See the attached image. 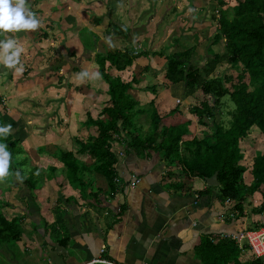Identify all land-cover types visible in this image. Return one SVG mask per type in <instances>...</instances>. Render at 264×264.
Returning <instances> with one entry per match:
<instances>
[{
	"label": "crops",
	"instance_id": "0c3cea01",
	"mask_svg": "<svg viewBox=\"0 0 264 264\" xmlns=\"http://www.w3.org/2000/svg\"><path fill=\"white\" fill-rule=\"evenodd\" d=\"M165 1L26 0L39 26L35 30L0 31V41L11 38L23 49L14 68L0 63V111L11 132L23 128L24 148L30 149L26 152L32 154L33 166L47 171L33 189L12 175L4 181L11 187L0 186L6 193L3 200L10 203L2 208L5 217L21 218L22 222L18 241L0 242V252L14 263L104 264L90 263L104 256L136 264H244L256 259L264 264V257H256L246 240L223 236L264 223V211H253L263 200L259 192L244 200V214L240 216L232 208L234 200L221 201L217 189H211L205 178H187L180 166L169 165L160 151L129 153L128 144L119 136L112 143L117 174L111 186L102 173L96 172L98 162L76 141V137L86 142L98 136V126L87 124V119H96L105 107L112 106L109 84L95 61L104 40L120 50L139 46L149 52L123 70L115 66L110 69L113 75L132 83L130 92L141 104L155 100L161 115L178 105L184 84L178 83L180 90L176 91V84L167 86L164 79L146 77L144 70L152 72L158 56L140 41L157 35L159 28L143 25L141 19L146 13L152 15L154 7ZM193 2L172 0L167 19L176 14L189 17L191 9L198 8ZM116 15L119 18L115 19ZM122 27L127 29L126 37L121 34ZM86 28L92 37L87 43L82 34ZM93 32L101 38H93ZM190 99L193 97H186ZM184 114L192 121L184 139L201 138L194 114ZM41 147L46 150L40 151ZM57 148L72 151L84 165L82 171L70 174L64 163L49 153ZM51 167L56 171L48 177ZM178 179L183 182L178 184ZM252 179L253 175H246L245 181L250 184ZM205 238L213 245H223L216 251L209 244L200 248ZM17 249L19 255L12 252ZM201 249L206 252L204 256Z\"/></svg>",
	"mask_w": 264,
	"mask_h": 264
},
{
	"label": "trees",
	"instance_id": "16d2710c",
	"mask_svg": "<svg viewBox=\"0 0 264 264\" xmlns=\"http://www.w3.org/2000/svg\"><path fill=\"white\" fill-rule=\"evenodd\" d=\"M236 1L229 9L224 8L225 0H215L218 27L212 40L203 49V55L197 54L198 43L181 44V50L172 53L163 50L152 53L165 60L164 83L167 86L183 83L184 97L191 96L199 101L190 111L197 116L201 125L211 130L203 132L201 138L194 136L184 139L190 132L192 121L181 111L179 104L161 115L155 100L141 104L130 92L132 83L110 73L112 66L123 70L135 59L148 55V51L132 47L96 51L95 61L99 65V73L109 84L112 106L105 107L96 119L91 116L87 119V124L98 126V136L90 137L86 142L76 137V141L81 150H88L98 162L96 172L102 173L111 186L117 174V156L112 150V143L121 138L128 144L129 153L133 151L132 154L140 155L149 149L162 152L168 164L180 166L187 178L193 175L207 178L218 171L219 185L209 187L217 189L221 201L234 200L232 208L238 210L240 216L244 214V200L255 192H259L263 200L253 211H264V151L255 156L251 168L253 179L247 184V166L242 164L244 153L240 145L249 136L253 126H257L264 135V0ZM122 31V36L126 37V27H122ZM215 45L222 46V51H216ZM224 62L239 71L238 82L232 83L231 88L226 85L232 81L231 76H211L218 65ZM152 89L155 91L154 87ZM226 95L234 102L233 109L222 108L223 104L227 105L223 101ZM216 110L220 114L222 110L227 112V124L222 119L216 120ZM7 125L6 117L0 111V127ZM22 138L10 130L6 136L0 137V143L5 144L10 153L9 175L21 183L15 178L18 172L20 177H25L23 185L33 189L40 185L39 178L47 171L30 164L31 157L21 143ZM39 150L45 151L46 148L41 147ZM49 153L63 162L73 176L82 171L83 164L72 151L57 148ZM55 171L56 167H51L46 174L50 177V173ZM9 175L4 180L9 181ZM176 182L181 184L183 179ZM9 204L0 199V242H16L23 232L21 218L8 220L5 217L2 208ZM207 244L214 251L223 245H213L205 238L200 248H206ZM199 252L202 256L206 254L202 249ZM244 264H262V260Z\"/></svg>",
	"mask_w": 264,
	"mask_h": 264
},
{
	"label": "rangeland",
	"instance_id": "374dc122",
	"mask_svg": "<svg viewBox=\"0 0 264 264\" xmlns=\"http://www.w3.org/2000/svg\"><path fill=\"white\" fill-rule=\"evenodd\" d=\"M191 1H193V0H191ZM171 2H172V0H167V1L163 2L162 4H158L154 7L155 10L153 11L152 15L149 13H146V15L143 16V18L141 19L143 25L149 24L153 28L155 27V28H159V29H157V32H156L157 35L146 36L144 39H141L140 41L144 43V46L147 45V46H150V48L152 47L154 49L153 52H155V53L159 52L161 50L166 51L168 53H172V52L181 50V44L193 45V44L198 43L199 46H198L197 54L203 55L204 54L203 49H205L206 45L209 44L208 42H210L212 40V35L215 33L216 28L218 27V25H217L218 23L216 20L217 19L216 14L218 13V7L216 6L215 0H194V2H193L194 4L192 6H195V7L198 6V8L193 9V10L191 9V15L189 17L179 18L178 15L176 14L175 17L167 19L169 17V14L167 15V12H168L167 9H169ZM225 2H226V5L224 6V8L231 9L230 8L231 5H233L236 2V0H225ZM215 6H216V11H213ZM209 8H210V10H209ZM201 9H204V11H200ZM176 10H177V7L175 6L174 11H176ZM174 11H173V13H174ZM116 18H119L118 15L115 16V19ZM117 26L119 27L121 25H117ZM103 31L105 32L104 29H103ZM90 33H91V31H89L88 28H86V30L84 32H82L83 40L86 41V43L90 40V37H91ZM92 35H93V38H101V35H97L95 32H93ZM91 39H92V37H91ZM198 40H200V41L197 42ZM104 41L101 42V44H103V43L104 44L102 45V47L101 46L99 47L100 50L101 49L107 50L109 48H113L111 44H108ZM90 45L92 46V41L90 42ZM136 47L137 46H135L134 49H139V50L141 49L139 46H138V48H136ZM214 49L216 51H222L223 48H222V46L215 45ZM90 50H92V49H90ZM154 56H156V55H154ZM196 57L201 61V58H199L198 56H196ZM241 67H243V66H241ZM151 70H152V72L149 71L148 68L144 70L146 72L145 73L146 77H153V78H156L158 80L159 79L163 80L164 79L163 74L165 71V60H164V58L158 55V57H156L153 60V66H152ZM238 72L239 71L232 68L230 66V64L224 62V63H221L218 65L215 72L211 76L212 77L213 76H231L232 81H229L226 83V85L231 88L232 83L238 82V80H237ZM245 80L247 81L248 77H246ZM178 85H180V84H176L174 86V89L176 91L180 90V89L176 88ZM30 91H31V89H29V92ZM179 99L181 101L177 104H179V107H180L182 112L184 111L187 113L188 111H190L189 110L190 107L199 104V101L196 98L190 99V101L186 100V98L184 97V94ZM182 100H184V101L182 102ZM223 101L227 103V105H224V104L222 105V108L227 107V109H225V110L233 109L235 107L234 102L232 101V99L229 95H226L223 98ZM225 110H222L223 115L220 114L221 112H219V110H216V112H217L216 113V120L220 121L222 119L223 122L227 124L229 121V116L227 115V112H224ZM189 115H191V114H189ZM193 116L197 119V116H195V115H193ZM143 119L145 120L144 116H143ZM145 123L147 124L148 122L145 121ZM202 127H205V128H202ZM192 128H194V126H192ZM198 128H199L198 131L200 133L198 136H200V137H203V135H204L203 132H205V131L211 132L209 127L203 126L200 123L198 125ZM22 129L23 128H19V129L14 128V132L16 133V135H21L23 137L21 143L24 147L25 146L24 140L26 139V135L24 134ZM190 129H191V127H190ZM263 137L264 136L262 135V132L260 131V129L257 126H253L252 130H250V132H249V136L246 137L245 139H243L242 142L240 143L241 148H242L243 153H244V159L242 161H245V163H243V164L247 166V170H246L247 173L245 174V178H246V175H247V177H248V175H252V172H251L252 162L251 161L254 162L255 156L258 153H262L264 151V138ZM24 149L30 150L29 148H24ZM28 153L30 156H32V154L30 152H28ZM30 164L33 165L32 162H30ZM4 181H7V180H3L2 182H0V186H4L5 187V188L3 187L4 189H7L6 186H8V188L11 187L10 183L5 184ZM0 197H2V200L6 198V193L5 192L2 193L1 188H0ZM12 252L16 253L17 255L20 254V253H18V249H17V251H12ZM37 263L39 264V262H37ZM0 264H16V263L9 260L8 257L2 255V253L0 252ZM17 264H27V263L25 261L24 262L20 261ZM41 264H45V263H41Z\"/></svg>",
	"mask_w": 264,
	"mask_h": 264
},
{
	"label": "clouds",
	"instance_id": "9594fccd",
	"mask_svg": "<svg viewBox=\"0 0 264 264\" xmlns=\"http://www.w3.org/2000/svg\"><path fill=\"white\" fill-rule=\"evenodd\" d=\"M39 26V21L34 13L26 7V0H0V31L35 30ZM3 52L0 53V63L8 68H14L19 63L20 53L23 51L16 45V42L9 38L0 41ZM22 69H17V72ZM11 130V125L0 127V137L6 136ZM6 145L0 143V182L9 175L10 153L6 150ZM15 178L23 181L19 173H15Z\"/></svg>",
	"mask_w": 264,
	"mask_h": 264
},
{
	"label": "built area",
	"instance_id": "2783aa9c",
	"mask_svg": "<svg viewBox=\"0 0 264 264\" xmlns=\"http://www.w3.org/2000/svg\"><path fill=\"white\" fill-rule=\"evenodd\" d=\"M181 100L178 99V103ZM223 236L227 239L241 242L246 240L251 249L253 250L256 257H264V223L256 227H247L237 232H226ZM105 247L102 248V251ZM90 263H104V264H136V263H125L108 257L100 256L93 259ZM89 264V263H87ZM140 264H148L142 262Z\"/></svg>",
	"mask_w": 264,
	"mask_h": 264
},
{
	"label": "water",
	"instance_id": "95a60500",
	"mask_svg": "<svg viewBox=\"0 0 264 264\" xmlns=\"http://www.w3.org/2000/svg\"><path fill=\"white\" fill-rule=\"evenodd\" d=\"M209 185H219L218 171H216L211 177L205 178Z\"/></svg>",
	"mask_w": 264,
	"mask_h": 264
}]
</instances>
